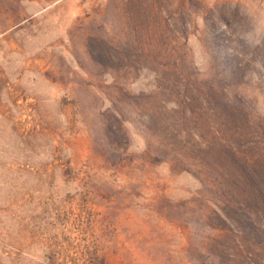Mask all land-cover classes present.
I'll list each match as a JSON object with an SVG mask.
<instances>
[{
    "label": "rangeland",
    "instance_id": "1",
    "mask_svg": "<svg viewBox=\"0 0 264 264\" xmlns=\"http://www.w3.org/2000/svg\"><path fill=\"white\" fill-rule=\"evenodd\" d=\"M0 264H264V0H0Z\"/></svg>",
    "mask_w": 264,
    "mask_h": 264
}]
</instances>
